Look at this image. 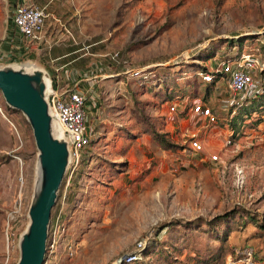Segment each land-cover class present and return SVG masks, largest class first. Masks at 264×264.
Returning a JSON list of instances; mask_svg holds the SVG:
<instances>
[{"label": "rangeland", "instance_id": "374dc122", "mask_svg": "<svg viewBox=\"0 0 264 264\" xmlns=\"http://www.w3.org/2000/svg\"><path fill=\"white\" fill-rule=\"evenodd\" d=\"M19 1L0 0V67L36 65L49 78L48 44L22 40L20 48L10 38ZM28 1L47 6L51 27L71 26L96 63L88 71L92 142L61 187L46 264H126L140 242L142 258L127 264H248L240 254L248 247L249 264H264V98L247 105L249 93L233 95L226 77L214 89L197 75L219 68L223 41L239 39L224 46L227 62L253 58L261 86L264 0ZM168 89L184 100H168ZM199 104L224 114L218 122L195 115ZM38 154L26 116L0 91V264L20 258Z\"/></svg>", "mask_w": 264, "mask_h": 264}, {"label": "water", "instance_id": "95a60500", "mask_svg": "<svg viewBox=\"0 0 264 264\" xmlns=\"http://www.w3.org/2000/svg\"><path fill=\"white\" fill-rule=\"evenodd\" d=\"M46 78L41 68L13 64L0 67V91L11 108L26 116L39 151L37 185L28 211L30 221L20 238L16 264H46L53 210L70 163L69 143L54 131Z\"/></svg>", "mask_w": 264, "mask_h": 264}, {"label": "built area", "instance_id": "2783aa9c", "mask_svg": "<svg viewBox=\"0 0 264 264\" xmlns=\"http://www.w3.org/2000/svg\"><path fill=\"white\" fill-rule=\"evenodd\" d=\"M49 16L50 13L47 10V6H42L28 0H20L12 17L13 32L10 35L12 42H16L17 45L21 46L20 48H23L24 46L21 45L22 40H25L29 45L38 42L41 39L46 19ZM89 46L90 45H86L84 49H89ZM256 68L257 65L253 58L243 56L235 63L222 62L219 65V68H216L215 71H221L226 75L229 82L230 92L233 95H248V93L251 95L259 89V85L255 81ZM129 74L138 77L142 75V71H129ZM201 76L206 82H212L214 78L212 73H201ZM81 78L82 77L78 78L69 90L64 91L49 75L50 87L46 92L54 122H58L61 125L63 129L62 137H64L69 143L70 163L67 175L70 176L67 179L68 186L72 181L74 173H76L83 164L85 150L92 141L88 130L90 114L88 112V107L93 104V101L91 100H93L92 97L96 95V90L94 84L87 88V90L81 89ZM175 110L176 106L172 105L171 112ZM193 113L195 115H201L203 118H210V120L216 121L212 109L206 105L200 104L193 106ZM192 146L197 152L203 150V145L198 140H193ZM212 158L213 160H217L218 156L213 155ZM57 220L55 219L51 224L48 253L51 251V248L55 246L54 243L56 242L59 233L58 227L56 228ZM138 246L139 247L135 252L126 256L127 263L135 262L142 258L144 243L140 242ZM253 253L254 248L252 247L240 251V254L245 255L248 259V264L251 263Z\"/></svg>", "mask_w": 264, "mask_h": 264}, {"label": "crops", "instance_id": "0c3cea01", "mask_svg": "<svg viewBox=\"0 0 264 264\" xmlns=\"http://www.w3.org/2000/svg\"><path fill=\"white\" fill-rule=\"evenodd\" d=\"M50 2L52 3L53 0H50ZM58 7H60V4ZM51 25L46 19L41 39L37 42L38 46L48 44L45 64L50 71L51 77L64 91L69 90L72 84L80 77H86L80 80L81 89L87 90L92 84L96 86V82L93 80L89 81L91 78L88 76V71H92L93 66L96 65L93 60L89 59V52L84 50L88 43L81 40L78 41L70 32L72 28L68 24L64 25L66 32H61L63 27L57 25V23L53 27ZM97 76L94 75V77Z\"/></svg>", "mask_w": 264, "mask_h": 264}, {"label": "trees", "instance_id": "16d2710c", "mask_svg": "<svg viewBox=\"0 0 264 264\" xmlns=\"http://www.w3.org/2000/svg\"><path fill=\"white\" fill-rule=\"evenodd\" d=\"M224 43L222 44V48H220V51H222L223 52V55H217V54H215V56L217 57V60H219L218 62H220V64L222 63V62H227V61H229V60H227L228 58L226 57V55H227V51L228 50H230V49H228V50H226V48L224 49V46L225 45H229L230 43H231V47H234V48H237L236 47V45H235V42H239V39H228V40H224L223 41ZM230 48V47H229ZM239 51L241 52V50H240V48H239ZM231 54V53H230ZM214 56V57H215ZM212 58H210L209 59V61L211 60ZM208 61V59H206V62ZM264 64V63H263ZM200 70L197 72V75H199V76H201V73H212L213 75H214V78H213V81L212 82H206V81H203V82H205L204 84H206L207 86L209 85V86H213L214 87V89L216 88V85H217V83L218 82H220L222 79H224V77H226V75L223 73V72H221V71H215V70H210L207 66H203V67H201V68H199ZM260 74H261V78H262V80H261V83H260V87H259V89L254 93V94H251L250 96H244V97H242L243 98V101H246L245 102V104H247V105H249V104H253V102H257L258 101V99H260V98H264V65H263V69H262V71L260 72ZM165 77V76H164ZM164 77L163 78H159V80H161V84H165V86H166V81L167 80H165L164 79ZM166 78H168V79H170L171 78V76L169 75V76H166ZM172 79V78H171ZM175 85V84H174ZM180 90V89H179ZM175 90L174 89H171V90H167V92H166V97H167V99L168 100H172V99H181L182 98V96L181 95H179V94H175V93H177V92H174ZM179 92V91H178ZM208 95V94H207ZM182 100H184L183 98H182ZM228 104V105H227ZM245 104H243V106L245 105ZM200 105V104H199ZM242 105V104H241ZM230 106H231V104H230V102H227L226 103V106H225V108L227 107L228 109L230 108ZM264 106H263V104L261 105V107L260 108H263ZM220 108V107H219ZM222 111V110H221ZM212 112H213V116H214V118L216 119V122H218L219 120H220V118H221V115H223L224 114V112H220L219 110H216L215 108H213L212 109ZM231 112V111H230ZM186 114V113H185ZM231 114H232V112H231ZM231 114H229V116L231 115ZM233 116V115H232ZM236 119H237V116H233L232 118H231V121H229V119H227L229 122V124L232 126V130H234V126H235V124H236ZM158 132V131H157ZM149 133V132H148ZM89 134L90 135H92V131H89ZM157 136L159 137V143L162 145V146H164L165 148H168V145H166V140H164L163 139V137L165 136V135H160V133H157ZM92 142V141H91ZM56 219V218H55ZM252 220H256L254 217H252ZM55 221V220H54ZM244 224V223H243ZM260 227L261 228H264V225H260ZM219 240H221V239H219ZM226 241V240H225ZM255 251H254V253H253V260L255 259ZM127 264V263H126Z\"/></svg>", "mask_w": 264, "mask_h": 264}, {"label": "bare ground", "instance_id": "6f19581e", "mask_svg": "<svg viewBox=\"0 0 264 264\" xmlns=\"http://www.w3.org/2000/svg\"><path fill=\"white\" fill-rule=\"evenodd\" d=\"M32 67H33L32 69L38 68L36 65H32ZM46 83H47V91H48L49 87H50V79L48 77L46 78ZM54 131H55V134L58 137L62 136L63 129H62L61 125L58 122H54Z\"/></svg>", "mask_w": 264, "mask_h": 264}]
</instances>
